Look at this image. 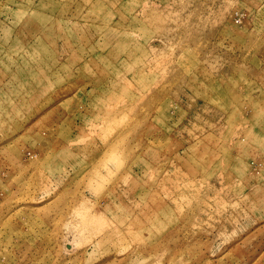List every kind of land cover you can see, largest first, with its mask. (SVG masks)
Returning <instances> with one entry per match:
<instances>
[{"label": "rangeland", "instance_id": "1", "mask_svg": "<svg viewBox=\"0 0 264 264\" xmlns=\"http://www.w3.org/2000/svg\"><path fill=\"white\" fill-rule=\"evenodd\" d=\"M0 264H264V0H0Z\"/></svg>", "mask_w": 264, "mask_h": 264}, {"label": "bare ground", "instance_id": "2", "mask_svg": "<svg viewBox=\"0 0 264 264\" xmlns=\"http://www.w3.org/2000/svg\"><path fill=\"white\" fill-rule=\"evenodd\" d=\"M105 35H106V36H108V34H107V33H106Z\"/></svg>", "mask_w": 264, "mask_h": 264}]
</instances>
